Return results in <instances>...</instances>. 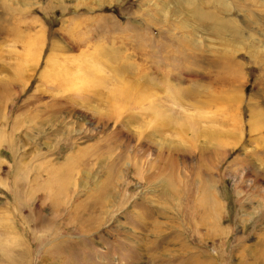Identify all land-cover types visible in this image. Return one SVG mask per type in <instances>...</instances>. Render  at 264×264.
Instances as JSON below:
<instances>
[{"label":"rangeland","instance_id":"1","mask_svg":"<svg viewBox=\"0 0 264 264\" xmlns=\"http://www.w3.org/2000/svg\"><path fill=\"white\" fill-rule=\"evenodd\" d=\"M0 264H264V0H0Z\"/></svg>","mask_w":264,"mask_h":264},{"label":"bare ground","instance_id":"2","mask_svg":"<svg viewBox=\"0 0 264 264\" xmlns=\"http://www.w3.org/2000/svg\"><path fill=\"white\" fill-rule=\"evenodd\" d=\"M123 91V90H122ZM123 93H124V91H123ZM148 111H151V110H148ZM181 130V129H180ZM149 135V134H148ZM150 136V135H149ZM173 160V159H172ZM168 163H169V161H168ZM172 163V162H171ZM174 166V165H173ZM205 213V212H204Z\"/></svg>","mask_w":264,"mask_h":264}]
</instances>
